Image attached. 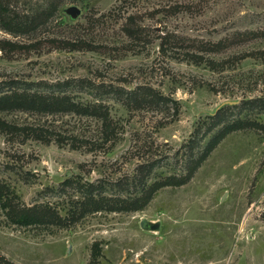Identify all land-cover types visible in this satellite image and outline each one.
<instances>
[{"label": "rangeland", "instance_id": "rangeland-1", "mask_svg": "<svg viewBox=\"0 0 264 264\" xmlns=\"http://www.w3.org/2000/svg\"><path fill=\"white\" fill-rule=\"evenodd\" d=\"M143 85L180 114L133 110L110 92ZM10 90L68 101L5 110ZM254 98H264V0H0V264H264V106L211 125ZM89 104L110 108V143ZM242 122L189 183L164 186ZM139 172L153 196L143 209L83 214L88 183L126 201L141 195ZM38 207L56 212L53 225L15 223Z\"/></svg>", "mask_w": 264, "mask_h": 264}, {"label": "trees", "instance_id": "trees-1", "mask_svg": "<svg viewBox=\"0 0 264 264\" xmlns=\"http://www.w3.org/2000/svg\"><path fill=\"white\" fill-rule=\"evenodd\" d=\"M82 83V82H81ZM103 87V85H102ZM104 87H106L104 85ZM99 89L100 86L98 87ZM110 92L114 93L115 95L119 96L120 99H122L125 103V105L130 109H172L174 111V116H178L180 114V104L173 100L172 98L165 96L162 92L157 91L153 87L149 85H143L138 86L134 90H125L124 88H115L114 86H110ZM10 93L13 91L10 90ZM3 100V99H2ZM5 101L9 104H7L5 110L8 109H23L25 111H31V110H37V111H60L59 109L55 108L56 104H61L66 101H68L67 98H56L54 96H43V95H32L28 93L23 94H17L12 93L11 95H7L5 97ZM16 101V102H15ZM174 105V106H172ZM263 107L264 106V98H254V99H246L242 102L241 105H225L220 110H218L217 114L214 115L211 120L212 124L214 123H220L221 119L224 117V115L235 108H254V107ZM5 107V106H4ZM4 107L0 106V109H4ZM75 106L70 104L68 105V108L66 111H70ZM110 108L104 104H89L86 105L84 108L85 115L100 118L102 121L101 124V134L103 141L106 143H110L115 139L117 136L118 131V124L115 123L111 118ZM245 122L239 123H233L229 126H223V129L220 130V134L216 135L214 140L211 142L209 147L206 151L202 152L201 157L195 162L196 165L193 167L189 165L188 173L184 176H181V178H176L174 180H171L168 184L164 186H181L189 183L195 176L197 169L201 166V163L206 160L209 155L222 143V141L231 133L243 129V127H246L247 124H244ZM3 127L5 124H2ZM199 143V141H198ZM196 138L189 141V144L186 146L187 150L193 152L194 146L197 144ZM194 156L191 159V164L194 163L195 158ZM194 163V164H195ZM150 164L145 165L141 167L142 173L144 172H150L151 167L149 168ZM139 179V180H138ZM137 182L141 183V186L139 185V191L141 192V195L138 197H135L133 199L129 200H118L113 198H108L106 196H103L101 189L102 185L99 183L92 184L88 183L86 188L87 196L85 202L82 204L83 207H85V212L83 214H88L95 209L103 208L104 205H114L113 207L121 205V210H127V211H138L143 209L145 207L144 201H149L153 196L150 195L151 187H148L145 183H143L144 176L140 175L137 178ZM70 181H67L69 183ZM120 185V183H119ZM162 187V186H161ZM159 190V189H158ZM97 191H100V194H96ZM98 197V198H97ZM10 207V206H8ZM7 208V206H6ZM12 211V209H11ZM10 211V212H11ZM9 212L10 219H14V216H12V212ZM56 212L52 210L50 207H38L33 209H23L21 216L19 217L18 221L15 222L22 226H28V225H53L54 219L56 218Z\"/></svg>", "mask_w": 264, "mask_h": 264}, {"label": "water", "instance_id": "water-1", "mask_svg": "<svg viewBox=\"0 0 264 264\" xmlns=\"http://www.w3.org/2000/svg\"><path fill=\"white\" fill-rule=\"evenodd\" d=\"M73 19H77L81 16L82 12L81 10L73 6L66 11ZM227 104H235L234 102H228ZM142 227L147 230V231H152V232H158L161 230V224L158 223H153V222H144Z\"/></svg>", "mask_w": 264, "mask_h": 264}]
</instances>
